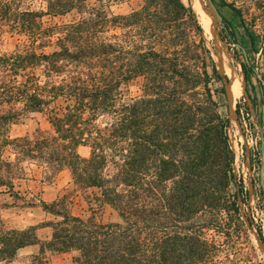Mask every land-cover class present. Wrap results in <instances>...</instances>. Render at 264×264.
Segmentation results:
<instances>
[{"label": "trees", "instance_id": "trees-1", "mask_svg": "<svg viewBox=\"0 0 264 264\" xmlns=\"http://www.w3.org/2000/svg\"><path fill=\"white\" fill-rule=\"evenodd\" d=\"M257 1L264 19V0ZM41 2L32 9L23 0H0V40L4 32L22 39L13 51L0 49V186L19 197L15 185L27 175L25 163L53 176L68 168L74 186L95 191L100 206L114 208L121 221L75 215L69 195L41 201L56 217L43 224L52 228L51 237L42 240L37 226L7 228L0 218V264L34 244L40 249L33 264H45L47 252L70 251L77 252L72 264H226L218 259L225 242L207 231L231 238L227 228L236 225L240 233L253 222L241 218L239 201L248 190L235 170L229 119L219 113L210 87L212 78L223 77L192 5L144 0L140 9L111 15L88 0ZM224 3L256 49L243 12ZM67 15L75 17L43 20ZM185 19L200 35L212 74L206 58L200 66L175 31ZM223 21L237 42L229 20ZM243 67L249 80L254 63L247 57ZM135 80L142 81L143 93L128 98L122 88ZM262 96L264 102V89ZM240 111L239 104V117ZM31 112L46 114L52 129L11 136V125ZM202 214L207 218L196 224Z\"/></svg>", "mask_w": 264, "mask_h": 264}, {"label": "rangeland", "instance_id": "rangeland-1", "mask_svg": "<svg viewBox=\"0 0 264 264\" xmlns=\"http://www.w3.org/2000/svg\"><path fill=\"white\" fill-rule=\"evenodd\" d=\"M183 1L186 5H192V0ZM23 2L24 7L30 6L32 9H40L45 5L41 0H23ZM224 2L233 3L243 12L248 28L256 38V49L252 47L250 38L241 23L240 17L226 6ZM215 3L222 15L229 20L237 39V42L232 41L225 31L224 22L220 24L223 40L227 42L226 46L223 44L221 46L222 53L226 55V64L223 63L222 65L227 74L228 70H230L233 78L236 77L239 81V86H237L233 100L237 121L230 119L224 82L212 78L210 87L214 94V99L218 103L219 113L224 118L229 119L227 131L230 143L236 154L235 170L238 180H243L244 189L248 190V195L244 196L245 200L243 201L241 197L239 201L242 207L240 211L241 218L244 223L246 222L247 224V221H252L253 224L252 229L244 230L240 233L236 230V225L227 228L232 232L231 238H227V233L220 235L221 233L216 229L208 230L207 234L210 239H216L217 243L225 242L222 248L223 251L218 256V259L225 261L226 264H264V252L259 248L252 232V230L259 232V229H261L264 236V197L260 193L262 188L260 179L262 133L260 126L263 128L264 134V126L261 125L264 117L262 96L264 89V19L260 15L262 8L259 7L257 0H216ZM88 4L92 7H105L111 15H119L128 14L136 9H140L144 4V0H123L117 2L88 0ZM196 14L203 28L205 46L210 49L211 56L214 59L216 49L213 35L207 25L203 23L200 14L198 12ZM74 17V15H67L63 18L44 17L43 20L45 23H55L71 20ZM175 31L182 36V45L189 49V53L197 54L196 60L198 62L199 59L200 66L203 65V60L206 58L208 62L207 69L212 74L211 59L203 52V48L199 44L200 35L194 28L193 22L190 19L182 20L175 27ZM225 36L228 38L225 39ZM1 38L0 49L2 52L13 51L18 44L22 43V39H19L18 35L13 36L7 32H4ZM48 50L50 49L48 48ZM247 57L255 66V72H250L249 80L246 78L243 67V63L246 62ZM243 73H245L247 95L251 98L253 110L244 93ZM122 90L128 98L138 97L143 93L142 81H132L123 86ZM253 98L256 99V108ZM239 104L241 105L240 117L237 113V106ZM39 128L48 131L52 129V126L46 114L31 112L11 125L10 135L15 137L26 133L32 134ZM79 151L86 156L90 154L89 147H80ZM248 157L251 160V170L247 163ZM252 157L254 159V167L252 166ZM24 165L26 166L27 175L21 180H16L15 185V190L20 192L19 197L11 195L5 187L0 186V218L3 220L5 227L25 229L29 226H37L39 237L42 240L49 239L53 230L49 226L44 227L43 224L55 220L56 217L43 208L41 201L52 203L64 195L70 196V200L72 201L70 210L75 215L83 217L95 215L104 223L121 221L118 212L114 208L109 205L100 206L95 199V191L92 189L83 191L75 187L68 168L53 176L50 174L46 175L44 168L38 167L34 163H25ZM206 216V214H202V216L195 220V223H203L207 218ZM222 217L225 222L228 223L230 221L229 214H223ZM233 242L235 244H232ZM39 249V244L29 245L20 249L12 261L2 262L1 264H33L34 255L39 252ZM76 254V251L65 253L47 252L45 264H72Z\"/></svg>", "mask_w": 264, "mask_h": 264}, {"label": "water", "instance_id": "water-1", "mask_svg": "<svg viewBox=\"0 0 264 264\" xmlns=\"http://www.w3.org/2000/svg\"><path fill=\"white\" fill-rule=\"evenodd\" d=\"M202 3H203V6L206 10L207 15L210 17L211 26L213 28L212 35H213V39L215 42V49H216L214 61L217 65V69H218L219 73L223 77V82L225 85V92H226V96H227V100H228V104H229L230 119H235L237 121L236 111H235V107L233 105L231 78H230V75L225 72L223 65H222L224 63V60L222 59L223 53L221 50V46H222V44L225 46L227 45V42H225L223 40V37L221 34V29H220V24L224 22L223 21V15L220 12V10L218 9L214 0H202ZM225 74L227 76H225ZM243 75H244V79H243L244 93L246 94L248 103L253 110L251 98L247 95L245 73H243ZM260 130L262 133V137H261V139H262V159H261L260 179H261L262 190L264 192V134H263L262 126H260ZM247 163H248V166L250 167L249 169L251 170V166H250L251 160L249 157L247 159ZM249 224H250V222L247 221L248 226H249ZM252 232L255 236V239L258 243L259 248L264 252V242L261 239L259 233L255 230H252Z\"/></svg>", "mask_w": 264, "mask_h": 264}, {"label": "bare ground", "instance_id": "bare-ground-1", "mask_svg": "<svg viewBox=\"0 0 264 264\" xmlns=\"http://www.w3.org/2000/svg\"><path fill=\"white\" fill-rule=\"evenodd\" d=\"M192 5H193L195 11L200 14L203 23L207 25V27L209 28V30H211V33H212L213 28L211 26V20H210V17L207 15L206 10L203 7L202 0H192ZM222 59L224 60V63L226 64V55L224 53L222 55ZM228 74L230 75V78H231L232 96H233V100H234V96L236 94L237 86H239V81H238V78H236V77L233 78V75L230 72V70H228Z\"/></svg>", "mask_w": 264, "mask_h": 264}, {"label": "crops", "instance_id": "crops-1", "mask_svg": "<svg viewBox=\"0 0 264 264\" xmlns=\"http://www.w3.org/2000/svg\"><path fill=\"white\" fill-rule=\"evenodd\" d=\"M27 247V246H26ZM22 249V248H21Z\"/></svg>", "mask_w": 264, "mask_h": 264}]
</instances>
